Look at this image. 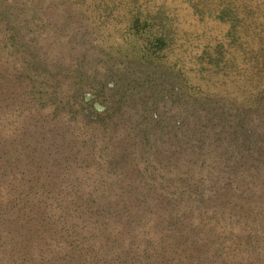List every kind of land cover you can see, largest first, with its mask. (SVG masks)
Returning <instances> with one entry per match:
<instances>
[{
  "label": "rangeland",
  "instance_id": "1",
  "mask_svg": "<svg viewBox=\"0 0 264 264\" xmlns=\"http://www.w3.org/2000/svg\"><path fill=\"white\" fill-rule=\"evenodd\" d=\"M33 1L48 5L44 13L50 21V41L55 42V49L50 45L43 56L48 64H69L75 58L80 45L62 46L67 34L72 43L84 34L112 54L124 49L123 39L136 36L125 26L139 13L149 17L146 29L154 32L161 23L166 25L171 35L160 60L181 67L196 91L248 104L264 78V0H86L93 3L91 8L79 0H63L60 9L55 0ZM106 3L109 10L104 11ZM86 21L99 33L88 30ZM2 112L0 156L4 140L16 134L17 119H22L9 113L4 120ZM210 133L212 143L205 155L185 150L162 156L172 184L184 191L180 198L187 201L181 203L135 178L127 155L119 156V166L109 174L97 172L111 186L93 193V210L87 203L80 205L81 190L75 187L89 174L83 163L72 164L67 174L60 172L61 160L42 159L41 182L50 185L40 193L33 168L24 173V161L16 162L13 150L6 159L1 156L0 264H264V170L244 168L245 194L216 188L217 194L197 207L187 197L184 186L199 180L190 160L219 162L223 152L222 145L214 149L217 132ZM23 193L34 197L33 209L21 202L27 200ZM247 238L255 248L238 245ZM220 246L225 253L216 251Z\"/></svg>",
  "mask_w": 264,
  "mask_h": 264
},
{
  "label": "trees",
  "instance_id": "2",
  "mask_svg": "<svg viewBox=\"0 0 264 264\" xmlns=\"http://www.w3.org/2000/svg\"><path fill=\"white\" fill-rule=\"evenodd\" d=\"M85 2L79 0L80 5ZM63 4V0H55L56 8ZM91 4L86 5L91 8ZM47 7V2L0 0V94L4 91L0 111L4 120L9 113L22 117L17 119L16 134L4 140L1 156L6 159L13 150L15 161H24V173L33 168L37 191L42 193L50 185L41 182L42 159L61 160L59 171L67 174L72 164L83 163L89 174L75 187L81 190L80 205L87 203L93 210V193L98 187L111 186L97 172L109 174L119 166V156L124 159L127 155L135 178L181 203L184 191L172 184L162 156L185 150L205 155L213 129L217 132L214 149L222 145L223 152L219 162L205 157L190 160L199 180L184 186L188 199L197 207L217 194L216 188L246 193L241 189L247 184L244 168L257 173L264 170V78L248 104L196 91L181 67L160 60L159 53L166 49L171 35L166 25L161 23L154 32L146 29L149 17L139 13L125 26L137 37L123 39L124 49L112 54L97 48L84 34L73 43L72 35L67 34L61 44L80 45L75 58L69 64H48L43 56L50 45L55 49V42L50 41ZM102 7L109 10L107 3ZM84 25L99 33L87 21ZM92 41L97 43L96 38ZM63 75L65 80L60 82L58 77ZM12 86L17 90L9 93ZM28 195L23 193L27 200L21 202L33 209L34 197ZM244 243L238 245L255 248L249 238ZM215 249L225 253L224 246Z\"/></svg>",
  "mask_w": 264,
  "mask_h": 264
},
{
  "label": "water",
  "instance_id": "3",
  "mask_svg": "<svg viewBox=\"0 0 264 264\" xmlns=\"http://www.w3.org/2000/svg\"><path fill=\"white\" fill-rule=\"evenodd\" d=\"M58 79L60 80V82H63L65 80V75L58 77ZM16 87L12 86L9 90V93L16 91L17 89H15ZM0 103L1 105H4V91L0 94Z\"/></svg>",
  "mask_w": 264,
  "mask_h": 264
}]
</instances>
